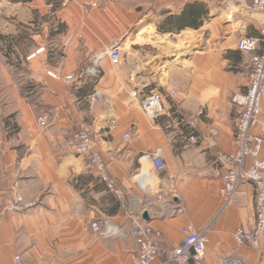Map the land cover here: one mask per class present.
I'll return each mask as SVG.
<instances>
[{
    "label": "crops",
    "instance_id": "0c3cea01",
    "mask_svg": "<svg viewBox=\"0 0 264 264\" xmlns=\"http://www.w3.org/2000/svg\"><path fill=\"white\" fill-rule=\"evenodd\" d=\"M2 3L0 206L16 190L35 205L3 214L0 264H11L18 254L31 264H135L136 240L96 232L91 224L103 226L104 220L125 230L152 225L162 232L156 239L164 248L180 243L183 227L192 223L207 230L204 264L235 256L244 264H264V237L259 249L238 246L234 237L238 227L255 223L253 184H240L239 202L223 208L221 180L212 174L219 154L234 151L237 109L231 99L250 79L249 56L238 41L261 35L262 25L247 7L223 0ZM69 34L72 42L64 46ZM113 45L121 46L119 63L108 56ZM41 46L45 51L29 59ZM188 47L194 53L181 62ZM89 59L103 68L97 80L79 79L70 87L47 74L79 75ZM172 88L178 92L170 94ZM157 89L164 92L166 113L155 119L141 103ZM96 90L103 97L91 105L88 96ZM201 112L195 143L187 121ZM43 116L47 125L40 127ZM115 116L118 127L109 130ZM82 122L92 127L97 151L106 159L115 156L108 168L129 207L161 192L184 213L145 218L123 208L89 158L75 151ZM159 148L166 163L160 171L149 154ZM138 175L145 177L142 183Z\"/></svg>",
    "mask_w": 264,
    "mask_h": 264
},
{
    "label": "built area",
    "instance_id": "2783aa9c",
    "mask_svg": "<svg viewBox=\"0 0 264 264\" xmlns=\"http://www.w3.org/2000/svg\"><path fill=\"white\" fill-rule=\"evenodd\" d=\"M72 0H61L63 6H67ZM227 5H237L247 7L255 20L261 23L260 36L244 35L238 41V49L249 56L251 71L249 74V84L244 92H235L231 101L237 109L236 127L234 132V151L231 153L219 154L212 174L216 179L221 180L219 194H221L223 208L233 206L239 202L238 187L244 182H251L254 186L255 200V219L254 224L248 229L238 227L234 232L236 244L238 246L250 245L259 249L263 244L264 237V157L261 155L264 144V0H223ZM1 6V4H0ZM64 46L72 42V35L69 34L64 39ZM45 51V46L30 54L29 59ZM108 56L112 63H119L123 59V53L120 45H113L108 51ZM103 73L100 64H96L93 59H89L85 64L81 74L70 73L62 75L52 69L47 70V74L54 79H61L74 86L79 79L97 80ZM178 89L172 88L170 94H175ZM89 103L96 104L103 97L101 91H94L89 96ZM165 95L160 89L150 92L142 100L141 106L152 118L158 119L166 113L164 106ZM201 113L192 116L188 125L192 130L189 136L193 142H198L199 137L194 133L197 127ZM40 127L47 125V116L37 120ZM117 117H111L108 120L109 130H115L118 127ZM74 134V148L77 154L89 158L91 167L95 169L101 182L107 185V188L121 202L122 207L133 211H141L150 217H156L168 214L176 216L184 213L185 209L180 203L174 202L161 192L155 197H140L135 207H129L128 199L118 183L111 177L108 165L115 159L111 156L106 159L97 149V142L92 137V127L87 122H82ZM258 130L254 131L253 128ZM130 133H125L123 139L129 141ZM154 166L160 171L165 169L166 163L161 149L149 152ZM145 177L138 175V181L141 182ZM142 183V182H141ZM34 202H28L18 191L9 198V201L0 206V222L5 212L18 213L25 212L34 206ZM96 232L106 236H130L136 240L138 251L135 257V264H204L206 255V246L209 242L207 230H200L194 224L190 223L183 227V240L171 248H164L156 238L162 236V232L152 225L137 224L131 230H125L109 220H104L103 226L100 222L91 224ZM2 236L0 231V246ZM11 264H31L23 258L21 254L14 256ZM35 264V263H33ZM221 264H244L238 257H229L222 260Z\"/></svg>",
    "mask_w": 264,
    "mask_h": 264
},
{
    "label": "rangeland",
    "instance_id": "374dc122",
    "mask_svg": "<svg viewBox=\"0 0 264 264\" xmlns=\"http://www.w3.org/2000/svg\"><path fill=\"white\" fill-rule=\"evenodd\" d=\"M0 4H1V6H0V17H1V15H2V13H1V11H2V8H3V3H2V0H0ZM7 40V39H6ZM7 42L9 43V44H7V43H4V44H6L5 46H6V49H8V46L11 44V41H9V40H7ZM199 48V47H198ZM8 51H9V49H8ZM11 53V52H10ZM194 53V48H190V47H188L186 50H185V52H183V53H181V55L178 57L179 59H180V61L181 62H183L184 61V59H185V57H190V54H193ZM159 74L160 73H158L157 75L159 76ZM135 257L136 256H134L133 257V262L135 261Z\"/></svg>",
    "mask_w": 264,
    "mask_h": 264
},
{
    "label": "water",
    "instance_id": "95a60500",
    "mask_svg": "<svg viewBox=\"0 0 264 264\" xmlns=\"http://www.w3.org/2000/svg\"><path fill=\"white\" fill-rule=\"evenodd\" d=\"M147 217H148V214L145 215V218H147Z\"/></svg>",
    "mask_w": 264,
    "mask_h": 264
},
{
    "label": "trees",
    "instance_id": "16d2710c",
    "mask_svg": "<svg viewBox=\"0 0 264 264\" xmlns=\"http://www.w3.org/2000/svg\"><path fill=\"white\" fill-rule=\"evenodd\" d=\"M13 1H19V0H13ZM25 1V0H24Z\"/></svg>",
    "mask_w": 264,
    "mask_h": 264
}]
</instances>
